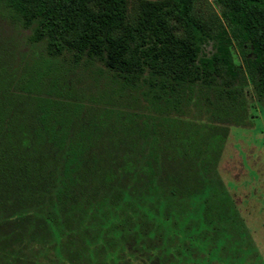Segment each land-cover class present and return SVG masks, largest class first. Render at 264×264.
I'll return each instance as SVG.
<instances>
[{
	"label": "trees",
	"instance_id": "1",
	"mask_svg": "<svg viewBox=\"0 0 264 264\" xmlns=\"http://www.w3.org/2000/svg\"><path fill=\"white\" fill-rule=\"evenodd\" d=\"M124 1L0 0V264H262L217 165L264 0Z\"/></svg>",
	"mask_w": 264,
	"mask_h": 264
},
{
	"label": "rangeland",
	"instance_id": "2",
	"mask_svg": "<svg viewBox=\"0 0 264 264\" xmlns=\"http://www.w3.org/2000/svg\"><path fill=\"white\" fill-rule=\"evenodd\" d=\"M146 0H125L126 21L137 18ZM199 8L215 10L212 0H201ZM241 63V58L235 54ZM89 80V78H87ZM250 120L246 125H231L220 154L217 169L242 218L255 254L264 264V97L250 81L244 85Z\"/></svg>",
	"mask_w": 264,
	"mask_h": 264
}]
</instances>
